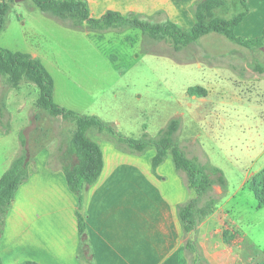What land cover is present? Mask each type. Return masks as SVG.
I'll use <instances>...</instances> for the list:
<instances>
[{
  "label": "rangeland",
  "instance_id": "rangeland-1",
  "mask_svg": "<svg viewBox=\"0 0 264 264\" xmlns=\"http://www.w3.org/2000/svg\"><path fill=\"white\" fill-rule=\"evenodd\" d=\"M241 11L239 0H224L215 13L231 19ZM256 17L264 24L262 8L251 12L250 20ZM73 24L41 12L32 0H12L0 49L40 60L53 80L52 98L59 107L110 124L115 135L97 128L87 133L100 145L123 151L113 142L116 136L156 138L178 120L176 144L198 165L220 170L223 194L217 195L219 186L213 185L211 196L241 225L249 264H263L264 208H257L248 186L264 170V74L247 77L244 68L243 77L230 65L245 61L264 67V47L247 49L209 33L176 52L169 39L156 41L130 27L90 30L84 23L79 29ZM263 31L251 27L249 36L238 32L237 37L254 39ZM235 50L243 53L236 56ZM196 86L207 90L205 97L187 93ZM38 97L33 83L22 81L13 89L0 76V178L23 151L32 159L41 150L57 153L63 146L61 161L65 155L74 162L65 150L75 123L38 109ZM147 151L155 153L153 147Z\"/></svg>",
  "mask_w": 264,
  "mask_h": 264
},
{
  "label": "crops",
  "instance_id": "crops-1",
  "mask_svg": "<svg viewBox=\"0 0 264 264\" xmlns=\"http://www.w3.org/2000/svg\"><path fill=\"white\" fill-rule=\"evenodd\" d=\"M84 1L93 19L115 12L156 23L169 21L182 29L195 24L191 8L197 0ZM248 7L247 16L235 28L236 36H249L251 27L264 30L257 17L250 20L252 11H264V0H248ZM247 63L230 67L243 77L245 68L247 77L259 78L257 66ZM98 145L101 174L78 194L68 188L58 151L44 149L28 158L27 178L18 186L0 226L2 264L250 263L246 234L217 203L194 231L184 233L177 209L193 194L170 157L153 168L151 151L132 154L113 144ZM222 190L219 186L216 194L222 195ZM78 214L85 224L83 233ZM186 241L196 244L197 250L186 249Z\"/></svg>",
  "mask_w": 264,
  "mask_h": 264
},
{
  "label": "trees",
  "instance_id": "trees-1",
  "mask_svg": "<svg viewBox=\"0 0 264 264\" xmlns=\"http://www.w3.org/2000/svg\"><path fill=\"white\" fill-rule=\"evenodd\" d=\"M11 1L0 0V34L4 29L5 16ZM32 2L43 13L64 22H73L72 27L75 29H79V24L83 23L90 30L130 27L156 41L169 39L176 52L196 43L202 36L209 33L223 35L231 42L247 49H258L264 46V31L260 37L254 39H242L235 35V28L249 12L248 0H239L242 11L231 19L215 14V10L223 6L224 0H197L191 8L195 24L190 29H182L169 21L164 23H156L151 19L144 21L142 18L145 17L142 16H122L115 12H107L100 19H93L84 0H32ZM255 70L260 74L264 73L262 66H257ZM0 76L5 77L13 89L18 88L22 81L33 83L39 89V97L36 100L38 109L46 111L51 117H60L75 123V130L65 150L66 154L74 158V162H70L67 156L63 155L61 169L71 192L78 194L85 187L93 185L101 174L103 157L100 146L87 133L90 129L97 128L100 131L107 129L115 135L112 126L95 116L80 115L55 104L52 98L53 80L40 60L30 54L0 49ZM206 92L205 88L199 86L187 90L189 95L197 97H205ZM178 125V120H171L164 129L159 131L156 138H150L147 134L138 140L116 136L113 142L118 148L132 154H143L153 147L155 149L152 158L153 168L160 165L168 155L171 156L176 171L183 175L186 186L194 192L193 197L179 205L177 209L182 229L185 234H188L212 213L217 203V199L211 196L212 187L218 185L223 188L225 181L218 168L214 166L204 168L185 156L174 140ZM21 145L23 151L24 141ZM57 151L62 154L63 146H60ZM27 157L26 151H23L0 178L2 217L11 204L18 186L27 178ZM67 159L68 161L65 162ZM248 189L257 201V208H264V170L250 179ZM77 218L79 232L83 233L85 224L79 214ZM186 249L195 251L196 244L186 241ZM0 264H2L1 261ZM20 264L37 263L25 261Z\"/></svg>",
  "mask_w": 264,
  "mask_h": 264
}]
</instances>
